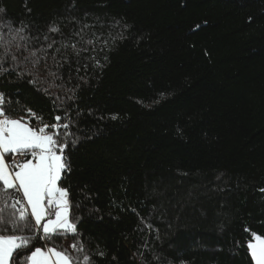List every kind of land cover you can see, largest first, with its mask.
I'll use <instances>...</instances> for the list:
<instances>
[{
  "label": "trees",
  "instance_id": "1",
  "mask_svg": "<svg viewBox=\"0 0 264 264\" xmlns=\"http://www.w3.org/2000/svg\"><path fill=\"white\" fill-rule=\"evenodd\" d=\"M0 8V23L25 27L34 50L44 49L37 68L9 60L0 92L36 113L34 127L64 111L74 121L60 183L77 235L53 242L80 264L77 240L91 264H251V232L264 236V0H0ZM25 68L32 75L18 77ZM48 71L64 87L45 94L38 88L48 83L28 81L53 82ZM101 161L122 184L104 180Z\"/></svg>",
  "mask_w": 264,
  "mask_h": 264
},
{
  "label": "snow or ice",
  "instance_id": "2",
  "mask_svg": "<svg viewBox=\"0 0 264 264\" xmlns=\"http://www.w3.org/2000/svg\"><path fill=\"white\" fill-rule=\"evenodd\" d=\"M4 11L0 8V12ZM49 31L56 33L59 28L50 26ZM24 32L23 26L16 28L11 22L8 25L0 23V77L10 71L4 66L9 60L37 68L43 59L37 56V51L44 49L34 50L32 37ZM87 43L92 44L93 41ZM47 47L51 48L52 44ZM71 47L79 55L81 50L76 49L75 44ZM24 51L28 55L21 59ZM16 66L13 63L11 70L15 71ZM96 66H100L99 61H96ZM16 75L22 78L31 76L32 72L25 68ZM48 76L53 82L40 80L38 76H33L28 82L33 85L48 83V88H38L45 94H50L48 89L51 87H64L63 83H54L59 78L57 72L48 71ZM68 91L74 93L75 89ZM66 99L72 100L74 95ZM56 101L60 103L56 104ZM54 104L57 109H62L64 99L56 96ZM16 111L28 115L14 118L12 113ZM35 116L31 108L0 92V264H80L77 257L53 242L57 236L77 235L75 221L79 218H70L69 189L60 183L62 174L71 170L66 148L73 136L70 129L74 121L64 111L63 116L54 117L56 122H43L41 118L42 126L34 127L30 120ZM70 142L75 145L77 138H71ZM260 191L264 192V188ZM37 240L44 241V245L35 246ZM71 247L74 252L83 254V264H91L82 240L75 241ZM246 247L253 264H264V236L251 232ZM98 255L103 257L105 253L99 252Z\"/></svg>",
  "mask_w": 264,
  "mask_h": 264
},
{
  "label": "rangeland",
  "instance_id": "3",
  "mask_svg": "<svg viewBox=\"0 0 264 264\" xmlns=\"http://www.w3.org/2000/svg\"><path fill=\"white\" fill-rule=\"evenodd\" d=\"M107 166L108 165H106V167L104 166V161L103 162L102 161L100 162L101 173L103 175L104 180H109V179L115 178L113 184H117V185L118 184H122L123 181H121V179H120L121 177H119V175H116V172H113L112 174H110L109 173L110 171H107V169H108Z\"/></svg>",
  "mask_w": 264,
  "mask_h": 264
},
{
  "label": "water",
  "instance_id": "4",
  "mask_svg": "<svg viewBox=\"0 0 264 264\" xmlns=\"http://www.w3.org/2000/svg\"><path fill=\"white\" fill-rule=\"evenodd\" d=\"M248 257H249V259H250V262H251V264H253V262L251 261V257H250V255L248 254Z\"/></svg>",
  "mask_w": 264,
  "mask_h": 264
}]
</instances>
